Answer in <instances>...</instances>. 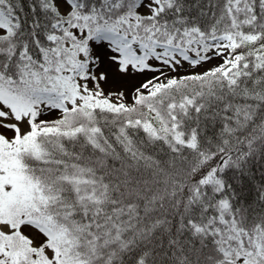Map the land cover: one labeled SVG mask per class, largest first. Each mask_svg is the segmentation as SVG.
<instances>
[{
  "label": "snow or ice",
  "instance_id": "snow-or-ice-1",
  "mask_svg": "<svg viewBox=\"0 0 264 264\" xmlns=\"http://www.w3.org/2000/svg\"><path fill=\"white\" fill-rule=\"evenodd\" d=\"M0 264H264V0H0Z\"/></svg>",
  "mask_w": 264,
  "mask_h": 264
}]
</instances>
